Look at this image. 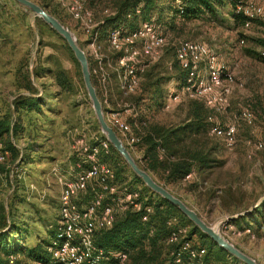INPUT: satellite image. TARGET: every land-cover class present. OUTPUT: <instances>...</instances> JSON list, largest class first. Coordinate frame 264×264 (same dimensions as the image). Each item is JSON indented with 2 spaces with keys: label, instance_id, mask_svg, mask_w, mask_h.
Returning a JSON list of instances; mask_svg holds the SVG:
<instances>
[{
  "label": "trees",
  "instance_id": "trees-1",
  "mask_svg": "<svg viewBox=\"0 0 264 264\" xmlns=\"http://www.w3.org/2000/svg\"><path fill=\"white\" fill-rule=\"evenodd\" d=\"M35 1L66 25L57 10L50 9V1ZM228 3L227 0H90V5L95 11L110 8L114 12L111 16L106 17L104 24L99 27L97 41L102 47V43L105 41L108 43V31L112 28L134 30L143 22H155L161 28L160 32L164 34L162 28L174 30L177 27V20L208 19L211 15L223 13ZM180 7L183 9L182 13ZM2 12L10 13L7 3L0 4V14ZM232 20L237 26H243L245 23V17L235 11L232 13ZM37 23L41 26L39 33L42 37L43 29L47 28L50 32L49 37L55 36L58 39V42L48 41L47 46L57 53L63 52V50L68 53L76 76L85 88L80 64L68 44L41 19L38 18ZM111 54V56L105 55L108 57L107 60L115 64L120 54L113 51ZM248 54L253 56L251 51ZM89 64L93 85L103 103L104 110L107 111L104 91L98 77L93 73L97 63L89 57ZM49 72L53 76L54 84L58 87L67 91L74 90L73 78L67 69L61 67L57 72L52 70ZM16 74L21 81L16 89L18 95L13 102L16 121L13 123L9 121L8 115L0 119V138L10 153L9 157H12V164H14L12 168L20 165H16L17 162L22 164L24 158L21 155V150L12 142L11 137L20 138L22 136L24 133V128L20 123L22 113L26 112L25 116L30 115L36 108H39L40 104V99L35 93L36 88L31 81V67L28 65L27 58L21 61L20 69ZM35 74L38 76L40 73L36 72ZM187 75V70L183 69L177 60L175 49L170 46V49H167L157 62L147 67L140 87L134 94L125 95L119 88L118 73L110 72L107 84L108 102L114 110H123L125 105L133 109L132 113L127 115L126 122L131 125L132 134L139 141L133 149L128 145L127 148L141 168L148 171L159 183L173 193L176 188L185 189L187 193L196 195H202L204 191L208 190L212 198L218 199L222 212L236 214L247 209V205L244 203L248 195L237 188L235 183H231V180L222 178L220 172L215 180L210 179L213 170L222 167L225 162L218 157V152L222 148L221 140L210 135L212 124L208 118L214 116L215 112L206 106L204 100L184 95L185 97L179 100L176 107L179 116L185 115L182 120L176 123L172 120L159 119L160 114L166 111L167 98L170 94L169 83H179L182 89L186 85ZM21 92L23 94L19 95ZM250 102L249 108L254 112L256 121L264 127V97L255 91ZM96 128L99 131L98 123ZM5 135H9L6 141L3 139ZM98 137L100 140H106L100 132ZM93 143L97 144L98 142L94 141ZM75 155L77 156L76 166L78 162L82 161V158L76 151ZM100 159L101 162L107 163L114 169L117 182L120 185L140 191L144 204L152 206L153 211L146 221H143V211L129 209L119 212L112 228L99 230L96 233V245L109 251L127 252L129 255L128 264H177L171 253L177 250L183 241L174 244L168 243V237L173 229L168 223L171 219L177 218L182 225L190 228L187 240L196 247L206 248L207 253L203 259L205 264H238L236 258L220 248L175 205L149 189L132 172L123 157L111 144L110 152L102 153ZM10 171L11 165L8 162L0 166L2 174L4 172L9 174ZM189 174H194L196 178L186 181ZM92 197L93 195L89 191L87 195H83L82 200L85 202ZM259 210L264 213V202L252 213L256 214ZM246 217L247 215L238 217L230 224L239 229H251L252 234L257 237L264 236L262 231L264 214L257 224L240 227V221ZM13 234L20 236L19 228L8 222L5 205L0 204V264H9L8 256L11 254L19 255L24 264L27 261L40 264L51 259L48 247L54 237L51 240L40 241L34 247H26L19 243V239H13ZM182 264H192V261L185 257Z\"/></svg>",
  "mask_w": 264,
  "mask_h": 264
},
{
  "label": "rangeland",
  "instance_id": "rangeland-1",
  "mask_svg": "<svg viewBox=\"0 0 264 264\" xmlns=\"http://www.w3.org/2000/svg\"><path fill=\"white\" fill-rule=\"evenodd\" d=\"M48 1L51 3L50 9L57 10L65 21V26L73 32L79 45L81 44L88 58H91V50L78 24L54 0ZM5 3L8 4L10 13L0 14V35H10L17 39V45L10 50L9 59L15 60L20 65V60L27 58L34 79L35 93L40 99L39 108L27 115V118L34 124L31 130L34 139L36 132H41L43 135L39 141L47 138L46 145L40 147L35 143L28 145L26 141L22 142L21 137H11L12 142L21 150L24 159L22 164L16 163V165L20 164L19 167L12 168L13 160L9 157L11 171L9 174L4 172L0 179V204L5 205L8 222L19 228L20 236L13 234V239H19V243L23 246L34 247L40 241L51 240L57 230L61 186L56 173L59 169L61 174L69 176L67 172L75 169L77 156L72 148L74 133H84L92 143L100 131L96 128L97 119L87 90L76 76L68 53L64 50L57 53L47 46L48 41L58 42V39L55 36L49 37L50 32L47 28H42L44 35L43 37L40 35L41 26L37 23L38 18L30 10L14 0H0V4ZM233 12L232 5L228 3L223 13L211 15L208 19L177 20V27L174 30L162 28L169 42L163 53L170 49V46L176 51V46L183 40L204 42L219 56L221 63L234 73L237 83L243 85L235 88L232 93L230 107L223 113L215 112L214 117L221 125L230 123L237 125L236 147L228 150L222 143L228 164L220 170V174L224 179L230 177L231 183H235L237 188L248 195L244 204L249 209L250 205L255 204L259 195L264 194V154L256 151L252 144L256 139H264V127L258 121H255L253 126H248L240 118V113L244 108L250 107L255 91L264 97V61L260 55L264 46V32L259 22H255L250 29L237 26L232 20ZM96 16L101 17L100 9L96 10ZM243 39L245 42L241 43ZM102 44L104 53L111 56L108 43L105 41ZM249 51L253 52V56L248 54ZM61 67L67 69L73 78V91L63 90L54 84L53 76L49 71L57 72ZM202 70L204 72V67ZM36 72L40 74L36 76ZM3 81V74L0 73V83H2L0 84V119L8 115L9 121L13 123L16 117L6 101L10 96H14V91L17 90L5 88ZM173 83L175 82L169 83V91L177 88ZM176 93L181 94V98L185 97L181 90ZM13 102L14 99L12 105ZM178 103V101L173 103V108L168 110L169 112L166 110L161 113L159 119L168 121L173 120V116L180 118L183 114L179 116L177 113ZM8 137L9 135H5L3 139L6 141ZM249 141L252 143L249 144ZM69 157L71 164H68ZM174 190V194L196 210L211 226L231 215L221 211L216 198L213 203L204 205L203 210L185 189ZM203 194L206 198L209 191L206 190ZM220 231L231 243L251 255L260 264H264V241H259L255 235H236L233 231L223 230L222 226ZM237 263L240 264L239 261ZM26 264L35 263L27 261Z\"/></svg>",
  "mask_w": 264,
  "mask_h": 264
},
{
  "label": "built area",
  "instance_id": "built-area-1",
  "mask_svg": "<svg viewBox=\"0 0 264 264\" xmlns=\"http://www.w3.org/2000/svg\"><path fill=\"white\" fill-rule=\"evenodd\" d=\"M54 1L71 16L83 33L91 50V58L97 63L93 73L98 77L104 91V102L108 109L105 111L106 120L125 145L133 149L139 139L132 134L131 125L126 122L127 115L133 109L128 105L123 110L110 107L107 91L109 74L118 73L119 88L125 95L136 93L147 67L157 62L168 46L167 37L160 32L155 22H143L134 30L112 28L107 36L109 49L120 54L117 62L113 64L107 60L108 57L97 38L100 25L114 12L105 8L101 11V18H97L90 0ZM227 1L236 13L245 17V29H250L255 22H259L264 32V0ZM180 9L182 13V7ZM244 42V39L241 40V43ZM260 55L264 60V46ZM176 57L182 68L188 72L186 85L181 89L182 95L204 100L206 106L214 112L226 111L230 107V97L235 88L243 85L237 83L234 73L221 63L219 56L204 42L183 40L176 46ZM180 95L170 91L166 103L167 111L171 110L173 103L181 99ZM240 118L248 126H253L256 121L255 114L249 107L241 111ZM208 120L212 124L210 135L219 138L226 149L233 150L238 142L237 125H221L214 116H210ZM72 140V148L78 152L82 161L76 164L74 170L67 172L69 176L57 170L56 175L61 186L57 230L48 247L51 259L40 264H128L127 252L109 251L96 245V233L112 228L119 212L129 209L143 211V221H146L153 208L144 204L140 191L120 185L114 169L101 162L102 153L110 152V143L107 140L97 137L95 141L98 143L94 144L89 142L84 133H74ZM252 144L256 151L264 154V139H256ZM9 155L0 138V166L8 162ZM2 175L0 172V179ZM193 177L194 174H189L186 181ZM89 191L93 197L84 202L82 197ZM168 224L173 228L168 243L183 241L171 253L174 262L182 264L185 257H188L192 264H205L203 259L207 253L206 248L196 247L187 240L190 228L182 225L177 218L171 219ZM222 228L233 231L236 235L253 236L251 229H239L230 223L222 225ZM8 261L9 264H24L21 257L15 254L9 255Z\"/></svg>",
  "mask_w": 264,
  "mask_h": 264
},
{
  "label": "water",
  "instance_id": "water-1",
  "mask_svg": "<svg viewBox=\"0 0 264 264\" xmlns=\"http://www.w3.org/2000/svg\"><path fill=\"white\" fill-rule=\"evenodd\" d=\"M14 1L30 10L36 18L41 19L68 44L76 60L80 64L83 82L92 103V107L99 126V131L101 135L104 136V138L123 157L132 172L138 176L149 189L175 205L192 223L195 224V226H197L204 234L208 235L220 248L227 251L230 256L236 258L240 264H260L255 258L245 253L239 247L231 243L225 236H223L220 231V227L224 224L230 223L232 220L238 217L245 216L256 210L264 202V194L249 209L225 217L217 222V224L214 226L208 224L196 210L191 208L184 200L171 192L167 187L159 183L148 171L141 168L118 133L108 124L103 104L92 82L89 58L85 50L79 45L77 37L73 34V32L67 28L57 17L50 14L37 2L33 0Z\"/></svg>",
  "mask_w": 264,
  "mask_h": 264
},
{
  "label": "crops",
  "instance_id": "crops-1",
  "mask_svg": "<svg viewBox=\"0 0 264 264\" xmlns=\"http://www.w3.org/2000/svg\"><path fill=\"white\" fill-rule=\"evenodd\" d=\"M16 45H17V39L11 37L10 35H2V34L0 35V73L3 74V80H4L3 82H4V87L5 88L17 89L19 83L21 82L20 78L17 77V74H16L17 71H19V69H20V65L18 63H16L15 60H11V59L8 58L10 50L14 49V47ZM19 63H21V60H20ZM31 81L34 84V79H33L32 75H31ZM0 84H2V83H0ZM173 84L177 88H174V90H172V91L176 92L178 90H181V85L179 83L175 82ZM14 93H15L14 96H10L9 98H7L8 101H6L9 104V106L11 107V110L13 111V115L15 114V112L13 110L14 108H13V105H12V100L15 99L16 96L18 95L17 91H14ZM21 94H23V93L21 92L19 95H21ZM26 95H27V93H26ZM35 97H36V95H35ZM25 113L26 112L22 113L21 122H20L22 127L25 130V132L21 136V138L23 139L21 141L22 142L26 141V144H28V145L30 143H35V144H37L40 147L43 146V145H46V138L47 137H45V139L42 140V141L40 140L41 142L39 141V139L43 137L41 132L40 133L36 132L37 133L36 139H34L35 136L31 133L32 132L31 130H33L32 128H33L34 124L29 121L30 119H28L27 116H25ZM184 116H185L184 114L180 118H176V117L173 116L172 122H176L177 123L180 120H182L184 118ZM15 117H16V114H15ZM37 126H39V125H37ZM28 131L30 132V134L28 133ZM21 146L22 145H20V148H21ZM37 148H39V147H37ZM40 149H41V151H43L42 148H40ZM44 151H46V149H44ZM218 153H219L218 157L221 158L225 162H224L222 167L213 170V172L211 173V178H210L211 180H215V178H216L217 174L220 172V170L222 168H225L226 165L228 164V161H227L228 159H227V157L224 156L223 148H221ZM68 164H71L70 157H69V160H68ZM70 168H72V167H70ZM195 178L196 177L194 176L192 179L194 180ZM229 179H230V177L228 178V180ZM204 192H206V191H204ZM203 193H202V195H198V194L196 195V194H192V193H189V194H191L193 196V198H194L195 202L197 203L198 207H200L201 209L204 210V205L208 204L209 202L213 203L214 202V198H212L211 195H208L206 197L207 198V200H206L205 194H203ZM261 196L262 195H259V197L256 200V202L260 199ZM256 202H254V203H256ZM252 205H253V203H252ZM249 207H251V205ZM245 210H243V211H245ZM238 213H240V212H238ZM263 214L264 213H263L262 210H259L258 213H256V214H253L251 212V213L247 214V217L245 219H242L240 221V225L239 226L240 227H248L250 225H255V224H257V222L259 221V219L261 218V216ZM262 231L264 232V228H263ZM257 238H258L259 241H264V236L257 237Z\"/></svg>",
  "mask_w": 264,
  "mask_h": 264
}]
</instances>
